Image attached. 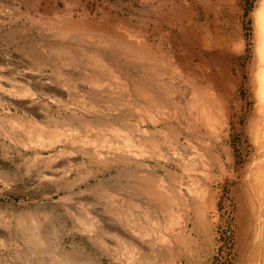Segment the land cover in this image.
Returning <instances> with one entry per match:
<instances>
[{"label":"rangeland","instance_id":"rangeland-1","mask_svg":"<svg viewBox=\"0 0 264 264\" xmlns=\"http://www.w3.org/2000/svg\"><path fill=\"white\" fill-rule=\"evenodd\" d=\"M0 264H264V0H0Z\"/></svg>","mask_w":264,"mask_h":264}]
</instances>
